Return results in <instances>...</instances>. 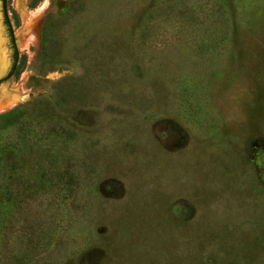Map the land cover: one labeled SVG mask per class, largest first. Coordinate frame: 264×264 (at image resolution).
Returning <instances> with one entry per match:
<instances>
[{"label": "rangeland", "instance_id": "374dc122", "mask_svg": "<svg viewBox=\"0 0 264 264\" xmlns=\"http://www.w3.org/2000/svg\"><path fill=\"white\" fill-rule=\"evenodd\" d=\"M6 10L0 264H264V0Z\"/></svg>", "mask_w": 264, "mask_h": 264}, {"label": "bare ground", "instance_id": "6f19581e", "mask_svg": "<svg viewBox=\"0 0 264 264\" xmlns=\"http://www.w3.org/2000/svg\"><path fill=\"white\" fill-rule=\"evenodd\" d=\"M0 45H1V43H0ZM3 59L4 58H2V51H1V47H0V60H3ZM5 68H6L5 62L0 61V75L4 72ZM18 101H19V96H16L15 94L12 95V97L10 98V100L7 103H5L4 105L1 106L0 111L6 110V109L12 107Z\"/></svg>", "mask_w": 264, "mask_h": 264}, {"label": "water", "instance_id": "95a60500", "mask_svg": "<svg viewBox=\"0 0 264 264\" xmlns=\"http://www.w3.org/2000/svg\"><path fill=\"white\" fill-rule=\"evenodd\" d=\"M2 3H3V9H4V17H5V20H6V22H7L8 25H9L10 31L12 32V39H13L14 42H15V37H14V33H13L14 29H13V27H12V24H11L10 19H9V16H8V12H7V10H6V0H2ZM17 55H18V53H17Z\"/></svg>", "mask_w": 264, "mask_h": 264}, {"label": "trees", "instance_id": "16d2710c", "mask_svg": "<svg viewBox=\"0 0 264 264\" xmlns=\"http://www.w3.org/2000/svg\"><path fill=\"white\" fill-rule=\"evenodd\" d=\"M16 56H17V52H16ZM13 69H14V68H13ZM12 71H13V70H12ZM11 74H12V72H11ZM11 74H10V75H11Z\"/></svg>", "mask_w": 264, "mask_h": 264}]
</instances>
